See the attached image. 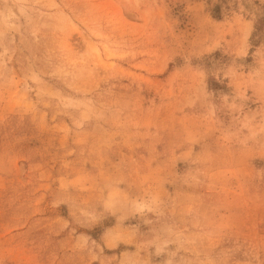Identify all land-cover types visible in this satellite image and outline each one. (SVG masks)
<instances>
[{"label": "rangeland", "instance_id": "374dc122", "mask_svg": "<svg viewBox=\"0 0 264 264\" xmlns=\"http://www.w3.org/2000/svg\"><path fill=\"white\" fill-rule=\"evenodd\" d=\"M0 264H264V0H0Z\"/></svg>", "mask_w": 264, "mask_h": 264}]
</instances>
